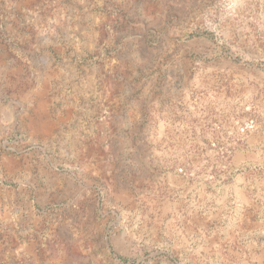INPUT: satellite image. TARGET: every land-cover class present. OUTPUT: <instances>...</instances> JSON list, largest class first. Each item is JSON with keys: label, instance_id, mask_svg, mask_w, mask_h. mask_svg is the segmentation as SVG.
<instances>
[{"label": "rangeland", "instance_id": "1", "mask_svg": "<svg viewBox=\"0 0 264 264\" xmlns=\"http://www.w3.org/2000/svg\"><path fill=\"white\" fill-rule=\"evenodd\" d=\"M0 264H264V0H0Z\"/></svg>", "mask_w": 264, "mask_h": 264}]
</instances>
